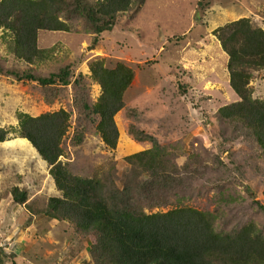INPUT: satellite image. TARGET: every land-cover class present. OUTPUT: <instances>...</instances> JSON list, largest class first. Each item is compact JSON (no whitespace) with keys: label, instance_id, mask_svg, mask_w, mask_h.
Masks as SVG:
<instances>
[{"label":"trees","instance_id":"trees-1","mask_svg":"<svg viewBox=\"0 0 264 264\" xmlns=\"http://www.w3.org/2000/svg\"><path fill=\"white\" fill-rule=\"evenodd\" d=\"M145 2L0 0V37L13 62L8 67L7 58H0V76L38 84L49 105L68 103L66 92L71 85L70 106L76 109L71 136L72 108L37 116L17 110L13 131L0 126V143L13 139V132L14 138L28 140L46 161L57 189L47 201V217L67 223L77 235H95L88 264H264V232L252 217L243 224H227L232 214L236 218L244 209L264 210V205L255 195L245 194L240 189L242 181L235 179L217 178L211 196L203 190L209 160H215L216 169L225 170L220 156L226 146L230 152L223 160H233L235 148L243 160L253 159L251 154L243 157L252 150L264 155V98L255 97L252 86L264 72V16L256 17L260 4L253 3L254 14H239L241 18L227 20L214 30L228 57V83L238 98L221 104L209 117L222 145L209 144V148L205 142H191L186 154L182 138L186 134L164 142L132 124L128 133L151 147L116 158L120 133L115 117L127 106L136 68L120 57L106 56L89 62L86 74L68 52L56 56V48L40 45V31H61L91 36L94 48L99 37H108L120 27L124 17L134 19ZM186 74V70L176 74L182 79L176 80L182 89L178 96L188 97L193 91L185 83ZM95 85L100 93L93 98ZM87 135L96 140L90 143ZM68 137L75 153L84 158L81 170L76 167L81 159L76 163L62 159L67 157ZM84 167L88 168L83 171ZM238 171L243 177L244 172ZM10 192L15 203L28 205L27 188L15 184ZM162 208L167 210H158ZM3 253L0 264H5Z\"/></svg>","mask_w":264,"mask_h":264},{"label":"rangeland","instance_id":"rangeland-1","mask_svg":"<svg viewBox=\"0 0 264 264\" xmlns=\"http://www.w3.org/2000/svg\"><path fill=\"white\" fill-rule=\"evenodd\" d=\"M251 2L260 4L258 17L261 20L264 0ZM228 3L229 0H146L134 19L126 20L124 17L120 27L108 37H99L94 48H91V36L61 31H40V45L56 48V56L68 52L70 58L77 62L78 70L86 74H89V62L106 56L113 59L120 57L136 68L127 106L115 117L120 133L116 158L122 159L151 147L149 142H138L128 133L132 124L153 133L164 142L177 140L186 134L182 137L186 141V154L191 142L195 145L205 142L209 148V144L222 145V139L217 137V129L211 125L209 117L221 104L238 98L226 77L228 57L214 35L215 27L240 17L236 13L233 16L229 13L217 14L222 6L229 10ZM198 17H203L200 23L196 21ZM225 17L228 19L225 20ZM2 32L0 30V34ZM177 37L183 39L178 40ZM1 57L7 58L8 67L12 66L5 41L0 37ZM183 70L187 71L185 83L190 84L193 90L188 97L176 93L180 89L176 80H182L176 74H181ZM252 86L254 96L264 98V72L259 73ZM68 89L66 96L69 98L70 95V102L56 101L49 105L44 101L38 84L0 76V126L13 131L17 126V110L37 116L60 108L71 109L72 86L69 85ZM99 93L100 86L95 85L93 98ZM72 110L70 136L76 120V109ZM203 126L207 128L203 129ZM191 127L195 128L192 130ZM10 137L13 139L0 143V251L4 252L5 264L90 263L88 249L90 243H95V235H77L67 223L47 217V201L57 194V189L46 161L29 141L14 138L13 132ZM87 139L90 143L96 140L91 135H87ZM70 140V137L66 138L68 152L67 157L62 159L74 160V163L81 159L76 166L81 170L85 165L84 158L75 153ZM227 148L220 156L225 170L216 169L215 160L207 162L210 173L203 185L207 187L203 190L211 196L215 192L213 187L217 178L235 179L242 181L240 189L245 194L255 195V199L264 205V155L261 157L252 150L243 157L246 159L251 154L253 159L243 160L241 154H236L235 148L231 150L233 160H223L230 152ZM87 168L84 167L83 171ZM238 168L244 172L243 177H240ZM15 184L27 188L31 194L29 207L12 200L10 190ZM208 198L203 201L208 203ZM203 201L200 203L204 204ZM234 216L232 214L227 219V224H243L252 217L264 232V210L248 208L236 218Z\"/></svg>","mask_w":264,"mask_h":264},{"label":"crops","instance_id":"crops-1","mask_svg":"<svg viewBox=\"0 0 264 264\" xmlns=\"http://www.w3.org/2000/svg\"><path fill=\"white\" fill-rule=\"evenodd\" d=\"M228 6L230 7L229 10L226 7L222 6L221 7V11H219L217 14H219V13L228 14L229 13L230 15L233 16L235 13L237 15H239V14H241V15L242 14H254L255 13V9L253 7V3L251 2V0H246V1H243V0H229ZM256 17L258 18V16H256ZM239 18H241V16ZM227 19H228V17H225V20H227ZM202 20H203V17H201V18L198 17V19H196V21L199 22V23ZM230 20H232V19H230ZM226 65H227V63H226ZM226 70H227V66H226ZM226 77L228 78V74H227Z\"/></svg>","mask_w":264,"mask_h":264}]
</instances>
